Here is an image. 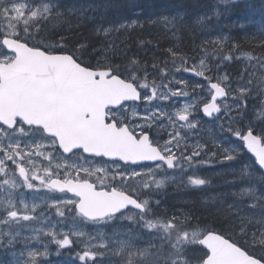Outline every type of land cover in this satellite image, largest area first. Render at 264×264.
I'll return each instance as SVG.
<instances>
[{
  "label": "snow or ice",
  "instance_id": "obj_1",
  "mask_svg": "<svg viewBox=\"0 0 264 264\" xmlns=\"http://www.w3.org/2000/svg\"><path fill=\"white\" fill-rule=\"evenodd\" d=\"M237 0H219V3H236ZM109 9L118 10L119 5L112 3L91 4L81 3L69 6L66 0H0V44L6 39L22 40L28 47L55 58L70 57L81 67H86L85 52L90 50L92 59L97 64L103 63L102 60H111V57L104 55L109 49L101 44L90 42L72 41L66 39L62 32H52L50 36H45L41 29L47 30L50 25L66 22L67 16L79 13L78 19L91 21L95 16H88V12L101 13L100 19L104 20V13ZM221 15L219 4L213 7L211 16L205 13L203 16H192L188 21L179 23L182 29H192L199 26L201 30H206L210 19H218ZM183 20V15L180 17ZM138 21L119 23L108 28H97V32L103 31L105 34L111 31L127 29L136 26ZM23 29V36L21 30ZM59 37V39H56ZM46 39H55V44L46 43ZM222 39V38H221ZM221 39L212 41L206 40L205 44H220ZM77 44L79 45L77 47ZM261 51H264V37L259 41ZM11 53L12 49L5 48ZM171 56L176 57V53L171 51ZM98 54V55H97ZM100 57L98 59L97 57ZM127 64H116L109 62L108 65L115 64V68L105 66L102 71L106 74L109 81L116 80L122 85L120 95L123 97L121 103L110 105L113 109L111 114L104 116L105 124H114L118 129H125L131 133L128 140L132 145L131 155L106 156L107 160L116 161L112 169L114 178L127 184L128 180L140 177L142 189L163 188L168 180H175V176H170L167 170H179L181 173L185 167H192L194 162L198 166L209 164L217 157L218 151L223 155L225 161L242 160L240 150H246L254 155L255 162L258 164L261 174L255 172L247 173L246 169L252 165H245L241 169V176L248 180V186L239 195L248 197L253 203L247 205L250 216L237 217L240 223L241 235L245 237V243L252 248L264 247V126L257 129L255 123L247 119L245 101L248 98L253 85L250 81H245L241 76L235 86L229 82L227 75L214 77L213 71L219 72L220 64L215 68L206 64L205 60L200 59L199 64L193 66L176 67V72H189L196 77L203 78L205 83L192 85V92L197 94V98L202 94L198 90L206 89L210 95L211 102H203L202 112L209 118H213L223 129L225 125L221 121L227 118V131L232 138L239 141L232 147L233 140L225 138L224 144L227 147H220L213 144L211 149H205V145L196 141L192 145L188 143L190 133L197 132V125L201 121L193 115L198 111V106L193 100L185 103L183 107L177 108L175 103L171 105V111L162 106L163 102L174 101L175 98H187L189 92L185 87L187 81L178 79L171 74L160 70L159 65L153 62L152 68L155 75L161 80H168V83L157 84L156 79L149 80L147 65L138 60L126 57ZM188 57L179 58V64L185 65ZM220 62L231 61L232 56H219ZM175 65L176 60H173ZM264 63V61H261ZM95 76L99 72L94 67H89ZM206 72L209 75H206ZM176 84L177 88L170 85ZM223 84V86H222ZM256 87L264 93V76H261ZM227 89V90H226ZM235 94V95H234ZM218 98H223L220 103ZM229 99L232 103H228ZM155 102V103H154ZM143 105V107H141ZM233 111L235 115H232ZM107 113V108H105ZM140 113H143L142 115ZM264 117V111L260 112ZM191 117V118H190ZM259 123L264 125V119ZM43 128V125H36ZM171 129V131H169ZM183 132V135L181 133ZM46 136H55L52 132L45 133ZM167 137V138H165ZM54 148H60L64 155L68 152L59 143H49L46 140L35 138L32 125H25V122L17 119L12 124L0 121V190L4 193V199H0V250H6L10 256L7 264H51L47 257L52 253L49 251L48 243H44L42 237H46L48 242L57 246V255L61 249L74 251L75 247L83 245L81 252L75 253V259L82 264H105V255L111 244L118 245V250L110 255H119L126 248L133 255L137 256L140 264L151 257V252L146 247H137L133 243V237H118L114 231L111 236L101 232L99 225L111 223L119 216L121 220L132 221L133 217L124 215L128 208L140 213V219L144 229L149 230L148 234H155L162 231L163 235L154 236L163 242L169 239V230L178 227L177 220L183 222L180 226L183 234L187 236L186 229L194 227L195 216L192 213L164 211L163 217L156 214V209L160 208L161 201H153L150 198H138L136 192L131 193L132 204L120 205L112 210L104 212H84L81 210V203L87 200L81 195L78 201H68L57 198L56 193L67 191L72 184L71 179L62 180L59 177L66 174L67 165L64 168L57 167L52 171V167H44V161L52 165L49 153ZM84 155L100 156L102 153H85ZM203 157V158H201ZM201 158V159H198ZM223 162V161H221ZM128 167L121 171L120 166ZM54 166V165H53ZM159 177V178H158ZM188 183L193 186H206L210 180L205 178H189ZM26 192L31 193L32 200L28 201ZM43 192V195L41 193ZM36 201H40L37 203ZM61 202L72 205V218H67L68 209L61 210ZM54 210L53 215L46 216L41 207ZM237 205H230L236 207ZM259 208L257 216L256 209ZM39 209V212L37 210ZM191 216V219L189 218ZM53 217L57 219H53ZM42 220L48 223L44 227L35 228L34 224H39ZM69 223L71 227L68 231L58 228L57 225ZM92 225L95 233L86 232L84 229ZM255 228V232H253ZM25 231L31 235H23ZM217 234L215 230L208 229L206 232L192 231L193 241H199L206 235ZM73 237L76 239L74 240ZM84 238V239H81ZM100 240V243L93 241ZM35 241L42 245L34 248L30 245ZM179 244V235L176 238ZM20 245V248H17ZM173 250L179 251L175 245H170ZM202 248L205 245H200ZM180 247H184L181 245ZM182 254V253H180ZM264 264V257L260 258ZM207 260V253L201 260V264ZM0 264H5L0 260ZM107 264H114L109 260ZM127 264H132L129 257ZM173 264H176L174 261Z\"/></svg>",
  "mask_w": 264,
  "mask_h": 264
},
{
  "label": "rangeland",
  "instance_id": "obj_2",
  "mask_svg": "<svg viewBox=\"0 0 264 264\" xmlns=\"http://www.w3.org/2000/svg\"><path fill=\"white\" fill-rule=\"evenodd\" d=\"M175 1L180 0H66V3L69 6H71L72 4L81 3H112L119 5L118 10L109 9L106 13H104V20L100 19L101 13L99 12L87 13L88 16L96 17L91 21L78 19L79 13H73L67 17L68 19L71 18V20H74L77 27H85L83 28V30L85 33H87V36L90 37V40H87V42L91 41L90 43L96 44L97 47H100L101 44L107 46L109 50L105 52L104 55L107 57H111L112 59L120 50L127 47V44H130L129 46H131V43L129 41L132 38L131 34L133 32L137 33L138 31H140L147 36L152 35L154 38H157V40L160 39L162 41L166 37L167 32L172 31L169 30L170 22H173V25L176 29L175 31L187 32L185 39L187 41L185 43L173 38L163 41L167 42L165 43V49L168 53H171L170 50L176 53L175 58H173L171 54H163L162 58L160 59L161 63L153 61L159 65V68L162 72L171 74L169 78H171V76H175L178 79H182L188 82L187 86H179L185 87V90L189 92V96L187 98H175L174 101L163 102L162 106L171 111V105L173 103H175L177 108H180L183 107L185 103H191L193 100H195V103L198 106V111L193 113V115L196 116L201 121V123L197 125V132L189 134V145H192L196 141H199L200 143H203L205 145L206 150L211 149L213 144H216L220 147H227V145L224 144V141L225 138H229L233 140L232 147H235L237 144H239V141L235 140V138H232L228 133L227 118L225 117L221 121V123L225 125V127L222 129L218 123L214 122L213 118H206L202 112L203 102H210L211 93H209L206 89L198 90V92L202 91V94L197 98V94L192 92V85L197 83L203 84L205 83V81L203 79L196 80L194 77L186 74V72H176V67H195L199 64V60L203 59L205 60L206 64L213 68H215L217 63L220 64L219 72L213 71L211 73V75L214 77L213 81L215 82V77L224 75L228 76L229 82H231L233 86H235L236 82L241 76L244 77L245 81H250L253 85V88L245 101L246 111L248 113L247 119L252 120L255 123L257 129H259L260 127L264 126L259 123L260 120L264 119V117L260 116V112L264 111V93H261L256 85L260 77L264 76V63H261V61H264V54L239 51V41L236 33L228 30L230 25H228L227 23L226 26V24H224V21L220 18L210 19L208 28L206 30H201L199 26H195V28L192 29L180 28L179 23L188 21L192 16H203L205 13H208L209 16H211L213 7L217 5V0H183L187 2L186 4H184L183 10H180L179 7L176 6V4L174 3ZM2 14L3 13H1V15ZM181 14L183 15V20L180 19ZM133 20L138 21L137 25L134 27H129L126 30H114L107 34H105L102 30L97 32V28L104 29L110 26L118 25L121 22L128 23ZM190 32L191 35L189 36ZM84 37L86 36L84 35ZM154 38L151 41V45H154ZM218 39H221V43L217 45L204 43L206 40L215 41ZM78 46L79 45L77 44V47ZM155 46L159 45L156 44ZM183 48L187 50V53L184 54L181 52ZM218 48L220 49V51H226V54L224 55L233 57V59L231 60L232 63L228 62L227 60H224L223 62H217V57L220 56L218 53ZM208 49L213 54V61L211 57L208 56V53H210ZM87 53H90V60H92V54L90 50ZM1 55L2 54H0V59L5 58V56L3 57ZM84 55H86V53H84ZM181 57L189 58L186 60L185 65L179 64V58ZM87 58L89 57H85V60L88 63L89 60ZM97 58L100 59L99 56ZM174 59L176 60L175 65L173 63ZM153 62L151 61L147 66L148 72L150 74L149 80L151 81L152 79H156V83L158 85L161 83L167 84V79L161 80L155 75V71L152 68ZM206 75H209V73L206 72ZM170 86L174 89L178 87L176 84H172ZM228 103H232V100L229 99ZM141 107H143V105H141ZM140 114L142 115L143 113ZM232 115H235L234 111ZM169 131H171V129H169ZM181 135H183V132L181 133ZM48 142L54 143L53 141ZM57 152V149H54V153L57 154ZM217 152V157L214 158L209 164L198 166L194 162L192 167H185L182 173L179 170H167L168 174L170 176H175L176 179L168 180L163 188L156 189L153 186L151 190L142 189V186L140 185V177H135L131 180H128L127 184H125L124 181L120 180L119 177H117V179L114 178L113 172L109 171V169H112L113 165L116 162L108 161L105 158L94 157V159H88L84 157L85 155L83 153H77L73 157L69 158L68 156L62 157V153H59V156L54 155L52 159V165H49L47 161H44L46 163H42L44 167H52L53 172L56 171L57 167L64 168L65 165H67L66 174H62L59 177V179L62 180H90L96 183L97 187L99 188L110 189L114 187L123 191L129 190L130 192H136L138 197L141 199L145 197L150 198L153 201L159 200L161 201L160 208H157L155 211L156 214L161 217L165 215L164 211L166 210H171L173 212L192 213V215L195 216V220H193L192 222L194 227L186 229L190 238L183 234L182 228L180 227L183 222L177 220V228L180 231L178 245L176 244V240L166 239L161 242L159 239H154V236L163 235V232L158 231L155 234H148L147 232L149 230L144 229L143 224H140L137 221L133 222V220L135 219L134 216H132V223H128L129 220L126 219L121 220L119 216H117V218L111 223L99 225V227L103 228L101 229V232L103 234H106L107 236H111V234L115 231L118 237H133V243L137 247L148 248L151 252V257L146 259L144 261V264H169L170 262L173 263L174 261L181 262L182 264H187V259L192 260L194 264H201V260L207 253V251L200 245H197L196 241L192 240L191 232L199 231L201 233H204L208 229H211V227H215L213 223L214 218L212 219V217L210 216L204 218L202 216L203 213L209 210V212L212 211L214 212V214L221 213L226 215L227 226L225 229V233L228 234L229 237H231L239 245L247 249L250 253L264 257V247L256 246L255 248H252L245 243V237L241 235L240 223L237 219L239 215L250 216L251 214L247 205L253 203V201H251L248 197H242L239 195V193L249 184L248 180L242 178L241 169L244 168L245 165H252L251 167L246 169L247 173L255 172L256 175H260L261 172L255 169L257 168L255 159L246 150H240L242 160L231 162L225 161L223 155L218 151V149ZM62 155L64 156V154ZM49 156L51 158L50 154ZM123 166L124 165L120 166L121 171L127 168ZM191 170L193 174L191 173ZM189 178H205L210 181L213 179H220L217 184V186L220 188V192L213 191L212 193L207 194L204 199L202 198V200L193 198L184 190L187 189L186 185L194 190L202 189L203 186L191 185L190 183H188ZM180 181L181 183H184V186L180 187V189L172 192L169 195H150L149 191L163 190L172 185L176 186ZM1 194L3 196L0 197V199H4V193L2 190H0V195ZM41 195H43V192L41 193ZM64 197H66L68 201H78L76 195H71L68 192L59 193V198ZM26 198L29 202H31L32 197L30 193L29 195H26ZM36 202L40 203V201ZM230 205L237 206L229 208ZM41 207L44 208L43 204H41ZM59 208L61 210H69L66 215L68 220L70 221L73 215L72 205L70 203L61 202ZM43 210H48L45 213L46 216L53 215L54 210L49 208H44ZM37 211H39V209ZM255 211L258 216L259 208L257 207ZM189 218L191 219V216ZM53 219L55 220L57 218L53 217ZM47 223V220H42L39 224L32 225V227H44ZM140 225L141 227H139ZM57 227L63 228L64 231H68L71 225L69 223H65L63 225L58 224ZM136 228H138V232H135ZM84 230L86 232L90 230V233H95V227L92 225L87 226ZM253 232H255V228H253ZM23 235H31V233L25 231ZM169 236L172 235L169 234ZM73 239L75 240L76 238L73 237ZM42 240L44 243H48L49 251L52 253L47 257V260L50 261L51 264H82V262L74 258L76 252L82 251L81 248H76L74 245V251H69V249H61L59 250V254L57 255V246L55 244L49 243L46 237H42ZM100 242V240L93 241V243ZM170 245H175L176 248L179 249V251L173 250V247ZM181 245H183L184 247H180ZM30 246L34 248L42 247L41 244L35 241H33ZM117 250L118 245L111 244V249L108 250L104 258L105 264H107L109 260H112L114 264H127L129 257H131L132 264H140L137 256L133 255V253L127 248L119 255L109 254L111 252L115 253ZM64 251H66L67 253H64ZM155 251L157 252V255L155 258H153ZM9 259L10 256L0 260L4 261L5 264H7V261Z\"/></svg>",
  "mask_w": 264,
  "mask_h": 264
},
{
  "label": "water",
  "instance_id": "obj_3",
  "mask_svg": "<svg viewBox=\"0 0 264 264\" xmlns=\"http://www.w3.org/2000/svg\"><path fill=\"white\" fill-rule=\"evenodd\" d=\"M5 44L17 57L0 68V118L10 114L43 125L68 154L78 149L103 154L97 157L132 154L131 133L104 123L105 108L123 99L119 81L107 80L100 70L95 76L70 57H50L11 39ZM68 190L87 200L80 205L84 212H104L133 203L131 196L97 190L89 181H72ZM202 244L210 251L204 264H262L220 234L206 235Z\"/></svg>",
  "mask_w": 264,
  "mask_h": 264
},
{
  "label": "trees",
  "instance_id": "obj_4",
  "mask_svg": "<svg viewBox=\"0 0 264 264\" xmlns=\"http://www.w3.org/2000/svg\"><path fill=\"white\" fill-rule=\"evenodd\" d=\"M176 6L179 7L180 10H183L184 4H186V1L180 0L174 2ZM216 4H219V11L221 12V15L219 16L220 19L223 21H227L228 25L230 27L228 30L231 32H235L239 41V51L241 52H247V53H257V54H264V51H261L259 41L264 35V1L263 0H237L236 3H228L223 4L219 3V0L216 1ZM71 18H66V22L62 25L55 24L50 25L47 30L43 29L45 36H50L52 32H62L64 37L73 43H76L77 41L81 42H87V40H90V37L87 36V33L84 32L83 28L77 27L75 25V21L71 20ZM68 30V31H67ZM169 30L166 37L161 41L160 39L157 40V38H154L152 35L147 36L146 34H143L142 32L138 31L133 32L131 34L132 38L129 41L131 43V46L128 44L127 47L123 48L116 54V64H127L126 57H130L131 59L138 60L144 62L146 65L149 64L151 61H156L158 63H161L160 59L162 58L165 48V43L163 42L165 40L175 39L180 40L183 43H185L186 34L187 32H180L175 31V27L173 25V22L169 23ZM83 31V32H82ZM81 32V33H80ZM84 35L86 37H84ZM191 35V32L189 33V36ZM92 37V35H91ZM154 38V45H151V41ZM56 39H59L57 37ZM55 39H47L46 43L55 44ZM91 42V41H90ZM158 44L159 46H155ZM185 45V44H184ZM187 47V46H184ZM209 50V49H208ZM182 53H187V50L184 48L181 50ZM210 53H208V56L211 57L213 61V54L209 50ZM223 54L221 55L220 54ZM86 55H90V53L85 52ZM218 53L220 56H226L225 50L220 51L218 48ZM92 59V58H91ZM89 60V59H88ZM91 65H95L96 62L94 59L91 61ZM232 63V62H231ZM93 67V66H91ZM181 183V182H180ZM182 185V183H181ZM176 188H170L166 190L159 191V194H169V191H172ZM220 192V188H219ZM200 198V199H199ZM203 196L199 195L198 200H202ZM210 211V210H209ZM205 212L203 213V217L206 218L207 216L214 218V222L216 223L215 229L219 232L225 233V229L227 226V217L224 214H214V212ZM213 214V215H212ZM136 221L142 224L140 215L139 217H136ZM226 223V225H225ZM141 227V225L139 226ZM169 234L172 236H169L170 238L176 239L177 236L180 234V231L178 228L170 229ZM187 237L190 238L188 232ZM157 255V252L154 253L153 258H155ZM176 262V261H175ZM173 264V263H169ZM176 264H182L181 262H176ZM187 264H194V262L190 259H187Z\"/></svg>",
  "mask_w": 264,
  "mask_h": 264
},
{
  "label": "flooded vegetation",
  "instance_id": "obj_5",
  "mask_svg": "<svg viewBox=\"0 0 264 264\" xmlns=\"http://www.w3.org/2000/svg\"><path fill=\"white\" fill-rule=\"evenodd\" d=\"M21 36H23V33H21ZM19 41H21V42H23V43H26V42H24V41H22V40H19ZM27 44V43H26ZM6 47H5V45H4V41H3V43L2 44H0V51H1V53L0 54H2L1 56H5V58H2V59H0V64H10V63H12L13 62V59H14V57H15V54L14 53H9V52H7V51H5L4 49H5ZM0 81H1V77H0ZM1 121V120H0ZM26 125V127H27V124H25ZM32 131L34 132V135H35V138L37 139L38 137H47L48 138V136H46L45 135V133L43 132V130L42 129H40V128H36V127H34V126H32ZM52 139V138H51ZM55 149V148H54ZM54 149H52L51 150V155L53 156L54 155ZM57 151H58V153H59V149L57 148ZM58 195H59V193H57ZM3 195L1 194L0 195V197H2ZM7 251L6 250H0V257L1 256H6L7 255V253H6Z\"/></svg>",
  "mask_w": 264,
  "mask_h": 264
},
{
  "label": "bare ground",
  "instance_id": "obj_6",
  "mask_svg": "<svg viewBox=\"0 0 264 264\" xmlns=\"http://www.w3.org/2000/svg\"><path fill=\"white\" fill-rule=\"evenodd\" d=\"M224 24H226V26H227V21H224ZM163 52H164V54H166V55H170L171 53H168L167 52V50L164 48V50H162ZM263 56V55H262ZM186 74H188V72H186ZM60 158H61V156H60ZM86 161V160H85ZM63 200H65V199H67L66 197H64V198H62ZM68 200V199H67Z\"/></svg>",
  "mask_w": 264,
  "mask_h": 264
}]
</instances>
